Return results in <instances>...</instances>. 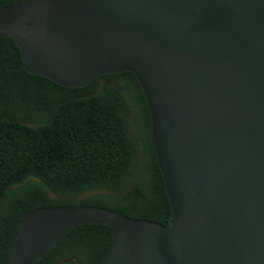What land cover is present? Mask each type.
Segmentation results:
<instances>
[{
    "label": "water",
    "instance_id": "water-1",
    "mask_svg": "<svg viewBox=\"0 0 264 264\" xmlns=\"http://www.w3.org/2000/svg\"><path fill=\"white\" fill-rule=\"evenodd\" d=\"M66 88L131 72L146 98L168 227L94 206L26 212L8 264L108 228L101 264H264V0H19L0 38Z\"/></svg>",
    "mask_w": 264,
    "mask_h": 264
},
{
    "label": "trees",
    "instance_id": "trees-1",
    "mask_svg": "<svg viewBox=\"0 0 264 264\" xmlns=\"http://www.w3.org/2000/svg\"><path fill=\"white\" fill-rule=\"evenodd\" d=\"M19 0H0V9ZM94 206L168 227L171 212L146 98L131 72L66 88L21 69L0 38V264L26 212ZM106 226L70 230L36 264H101Z\"/></svg>",
    "mask_w": 264,
    "mask_h": 264
}]
</instances>
